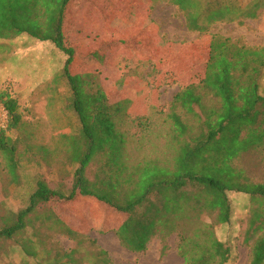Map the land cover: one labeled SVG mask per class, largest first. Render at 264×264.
Here are the masks:
<instances>
[{
    "label": "trees",
    "instance_id": "trees-1",
    "mask_svg": "<svg viewBox=\"0 0 264 264\" xmlns=\"http://www.w3.org/2000/svg\"><path fill=\"white\" fill-rule=\"evenodd\" d=\"M71 1L0 0V39L27 34L52 42L66 56L61 74L55 73L51 82L55 84L62 75L66 78L72 91V104H66L63 111L72 108L80 121L76 133L60 135L62 148L69 154V161L76 165L73 186L53 187L45 179H37L29 205L23 210H9L0 217V243L19 238L32 221L41 220L49 231L54 232L60 226L63 234L80 244L79 238L87 239V235L64 223L50 224V217L55 220L51 205L55 199L71 200L81 193L127 214V220L116 234L131 250H146L147 243L159 233L164 241L179 222L200 221L196 235L182 233L179 236V254L186 264H226L229 249L216 237L214 223L203 221L202 215L213 216L214 222H229L234 213L229 194L237 192L245 194L242 210L249 215L245 241L251 249L250 263L264 264V181H254L239 163L254 145L264 143L260 134L264 128L261 126L264 96L259 93L264 86V47L257 50L239 40L212 35L204 77L198 83L184 86L171 103L166 150H150L143 155L139 151L138 156H134L127 150V134L117 125V118L122 114L118 112L120 106L110 103L96 74L75 72L81 54L87 53H81L65 33L66 12ZM171 2L185 14L189 29L198 32H207L209 26L218 21L255 19L261 7L254 2L247 12L241 6V12L240 6L219 3L218 8L211 11L204 0ZM232 14L236 15L232 17ZM152 24L151 21L146 23ZM94 48L90 54L98 53ZM9 90L0 88V107L5 108L10 117L9 126L0 128V155L10 174L18 180L19 139H13L11 132L35 122L37 126L42 123L30 122L26 117L32 109ZM187 117H195L199 124L197 132L192 131ZM148 121L139 120L137 125L142 131L136 133V142L141 146L146 143L157 146V139L155 142L151 137L156 131ZM34 132L25 137L31 138ZM249 135L253 138L252 145L241 146L244 137ZM41 147L44 153L48 152V147ZM92 164L96 165V170L91 176ZM165 167L169 170L165 171ZM176 171L179 174L174 178ZM42 206L47 207L44 212L40 211ZM238 219L241 221V217ZM160 225L163 226L161 232ZM52 246L58 254L54 263L61 259L69 262L80 252V248L69 252L57 250L54 243ZM166 250L164 244L162 256ZM98 255V261L112 264L105 250H100Z\"/></svg>",
    "mask_w": 264,
    "mask_h": 264
},
{
    "label": "rangeland",
    "instance_id": "rangeland-1",
    "mask_svg": "<svg viewBox=\"0 0 264 264\" xmlns=\"http://www.w3.org/2000/svg\"><path fill=\"white\" fill-rule=\"evenodd\" d=\"M204 1L208 3L207 8L211 11L217 9L219 3L232 7L240 6L241 8L242 6L245 9L244 12H247L254 2L260 3L261 7L255 19L236 18L232 21L229 19L218 21L211 24L207 32H198L189 29L185 14L171 0H72L69 4L65 27L68 38L78 46L79 50H82L80 46L87 45L86 43H91L96 47L93 51L98 50V53L94 52L89 56L83 50L84 54H81L74 67L75 72L96 74V79L107 92L110 103L120 106L118 112L121 111L122 114L117 118L119 119L117 125L127 134V139L129 138L127 150L134 156H138L139 151L140 155H143L144 152L148 154L150 150L153 152L154 150H166V137L171 127L168 118L171 103L184 86L192 82L198 83L204 77L212 35L229 37L255 47L257 50H262L264 0ZM148 21L153 24L146 25ZM144 25L146 26L143 29ZM20 37L26 44L24 49L31 48L28 45V39L32 37L30 38L29 35ZM35 41L42 43L37 39ZM49 43L45 45H51ZM91 56L94 57L91 58ZM41 57L43 60L44 56ZM65 57L57 50V54L51 61V67L55 73L61 74ZM86 58H90L91 62H86ZM50 71L40 68L35 79L33 76L28 78V72H22L16 76L13 74L12 80L6 78L8 72L0 71V84L6 82L4 88L15 87V82L18 81L19 95L25 101L24 104L32 109L26 118L32 123L35 121L42 123L37 126L35 122L34 125L23 126L11 132L13 139H19L18 180L10 174L6 162L0 155V217L9 210L19 211L29 205V198L35 190L37 179L43 178L53 187L62 184L68 188H71L69 186H72L75 181V175L71 173H75L76 165L72 160L69 161V154L62 148L60 135L76 133L80 121L72 108L65 113L66 119L64 117L59 119L54 115L64 111H55L53 107L72 104V91L63 75L53 84ZM47 117L52 121H48ZM192 118L187 117V120L192 124V131L197 132L199 124L195 117ZM140 119L149 120L148 124L155 129L156 134H151V137L153 141L157 139V146L153 144L151 147L149 143L141 146L136 142V133L139 134L142 131L137 125ZM261 126H264L263 122ZM33 132L35 135L31 138L25 137ZM260 134L264 141V128ZM244 138L241 146L250 145L253 138L250 135ZM263 144L254 145V148L246 152L239 161L254 181H264ZM41 145L49 148L47 153L43 152ZM122 157L124 158V155ZM95 170L96 165L92 164L89 167V174L92 176ZM166 170L169 169L165 167ZM178 174L179 172L176 171L173 177L176 178ZM211 174L213 175V171ZM244 195L237 192L229 194L230 202L238 203L235 204V208L241 209L244 206L246 202ZM80 202H86L91 207L98 208L100 205H105V208L109 207L119 219L118 223H114L119 226L115 231L121 228L128 218L126 213L115 210L95 198H87L81 193L70 202L73 207L70 211L74 215H77L76 209L80 211ZM46 208L42 206L40 211L44 212ZM53 209L52 214L55 220L50 217L52 220L50 224L55 221L58 225L60 223L67 225L55 208ZM82 214L88 213L83 212ZM91 214H95L96 217L99 215ZM208 217L215 221L213 216L206 213L202 215L204 220ZM248 219L247 212H243L241 214L242 228L245 226L247 229ZM72 220L79 222L83 218L78 219L75 216ZM122 221L124 222L121 224ZM31 223L19 238L0 243V264H103V261L97 260L100 250H105L112 264H152V258H158L164 244L167 245V250H170L173 247L176 249L179 243L178 237L166 238L164 241L163 237H160L161 239L156 237L157 241L153 245L154 253L148 254L147 262H145L144 256L147 257V252L145 254L129 252V248L119 242V236L116 234V237L113 232L91 230L86 236L87 239L79 238L81 243L78 244L76 240L65 237L68 234H63L60 226H56L57 228L52 232L41 220ZM101 224L105 227L111 226L110 229L114 226L111 225L112 223H103V221ZM77 226L85 227L83 224L74 225L75 229ZM191 227L185 224L183 233L191 234ZM241 232L242 234L237 237L239 244L250 248L244 240V229ZM83 240L85 241L82 242ZM53 243L57 250L71 252L73 249L80 248V252L73 257L77 261L71 259L67 262V259H61L59 263H54V258H57L58 254L54 253ZM150 258L152 261L149 260Z\"/></svg>",
    "mask_w": 264,
    "mask_h": 264
},
{
    "label": "crops",
    "instance_id": "crops-1",
    "mask_svg": "<svg viewBox=\"0 0 264 264\" xmlns=\"http://www.w3.org/2000/svg\"><path fill=\"white\" fill-rule=\"evenodd\" d=\"M22 35H27V34H21L20 36H22ZM20 36H17L15 38H11V39H0V71L2 70L5 72H8L9 74L6 76V78L11 79V80H12V76L20 75V73H22V72H24V73L28 72L27 77L30 78L31 76H33L35 79V77L39 74V69L43 68L44 71L45 70L50 71V69H51V71H50L51 76L50 77H53L55 75V72H54L55 70L54 69L52 70L51 61H52V58L54 57V55L57 54L58 49L56 48V46L52 42L49 43L51 45L46 46L45 44L49 41L44 42V41L40 40L42 43H40V42L37 43L35 41L36 38L32 37V39H28V45L31 46V48L24 49V46L26 44L24 43L22 37H20ZM30 38H31V36H30ZM33 39H34V41H33ZM86 44L87 45L80 46L82 48V50H80V52L82 53V51L84 50L87 54H90L92 52L93 45L91 43L90 44L86 43ZM261 45L264 47V42ZM41 56H44L43 60L41 59L42 58ZM90 60H91L90 58H86V62L89 61L88 63H90L91 62ZM5 83L6 82L1 83L0 88H3ZM19 86L20 85H19L18 81H16L15 87L11 86L9 91L15 97H18L21 102L24 103L25 101L19 95V91H20ZM259 93H260V95L264 96V86H262L260 88ZM0 108H2V107H0ZM53 110L63 111V110H65V106L64 107H62V105L56 106V107H53ZM65 113L66 112H58L57 114H54V115L57 116L59 119L62 117H64V119H66ZM47 119L50 122L52 121V119L49 117H47ZM71 175L74 176L75 174L71 173ZM67 183H69V181H67ZM73 184H72V186H73ZM72 186H69V187H72ZM71 200L63 199V198L62 199H55L51 203L53 208H55V210L58 212V214L64 219V221H66L67 225L71 229H73L75 231L80 230L81 232H79V231L78 232L83 233L85 235H87L91 230H96V231H100V232H113L116 236L115 229L118 228L119 226L115 225L114 223H118L119 219H118V216L113 214V212L111 211V209H109V207H107L108 208L107 209L104 207L105 205L104 206L100 205L98 208L97 207L93 208V207L87 205L86 202H80L79 203L80 211L78 209H76L75 213H77V215H74L73 213H71L72 211H70V209L73 208L70 205ZM235 204H238V203L232 202V208H233L234 213L231 216V219L229 222L218 223V222H214L209 217L207 220L203 219V221H205L209 224L214 223L216 237L218 238L219 241H221L222 243H224L228 247L229 253H228V259H227L226 264H251L250 263L251 249L240 245L239 240H237V237H239L242 234L241 230H243V229L245 231L244 232V240H245L247 229L245 226L242 228V222L238 219V217H241V214L244 211L242 210V208L241 209L235 208V206H236ZM80 212H81V214H80ZM83 212H87L88 214H82ZM91 213H97L99 215H97V217H96L95 214H91ZM75 216L78 219H81V217H82L83 220L79 221V222H76L78 220H72V218ZM85 221H87V223ZM101 221H103V223H106V222L112 223L111 225H114L113 229H110L111 226L105 227L104 224H101ZM123 222L124 221H122L120 223L122 224ZM82 224L85 226L84 228L81 226H77V228L75 229L74 225H82ZM185 224L192 226L191 227V234L187 233L191 236L196 235V233L194 231L197 230V232H198V229L201 226L200 221L191 220V221L179 222L175 231H173V233H171L168 236V238H177L178 237V239H179V236L183 233L182 230H183V226ZM193 226H194V228H193ZM159 229L161 232V229H163V226L160 225ZM64 236L65 235H63V237ZM65 237L70 238L68 235ZM156 237L160 238V237H163V235L159 233L157 236H154L147 243V248L143 252L137 251V250H131V249H128V251L131 253H135V254H138V253L145 254L147 252L146 253L147 257L144 256L145 262H147L148 254L152 255L154 253V246L153 245L157 241ZM154 238H156V239H154ZM70 239H72V238H70ZM118 241L121 242L120 239ZM161 242H162V240H161ZM179 244H180V240H179L178 245ZM178 245H177L176 249L173 247L170 250H167L165 255L162 256V260H161L162 249L160 251V254L157 256L158 257L157 259L152 258V260H153L152 261L150 258L149 260L152 261L151 262L152 264H186L183 256H181L179 254ZM123 247H125V246H123Z\"/></svg>",
    "mask_w": 264,
    "mask_h": 264
},
{
    "label": "built area",
    "instance_id": "built-area-1",
    "mask_svg": "<svg viewBox=\"0 0 264 264\" xmlns=\"http://www.w3.org/2000/svg\"><path fill=\"white\" fill-rule=\"evenodd\" d=\"M10 117L9 113L5 108H0V128L6 129L9 126Z\"/></svg>",
    "mask_w": 264,
    "mask_h": 264
}]
</instances>
